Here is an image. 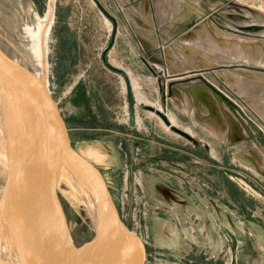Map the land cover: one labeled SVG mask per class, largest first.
<instances>
[{
	"label": "rangeland",
	"instance_id": "374dc122",
	"mask_svg": "<svg viewBox=\"0 0 264 264\" xmlns=\"http://www.w3.org/2000/svg\"><path fill=\"white\" fill-rule=\"evenodd\" d=\"M50 1L0 0V24L27 45L29 24ZM99 1L117 21L106 59L130 78L133 99L140 101L138 126H128L124 76L103 60L113 20L94 0H54L48 80L73 144L100 167L123 219L141 239L143 264H264V0H207L215 9L206 15L184 9L182 44L211 51L181 53L182 67L171 69H182L184 80L177 81L183 83L168 98L170 83L161 75L159 99L136 81L147 69L141 52L122 45L126 36L117 39L124 22L118 0ZM199 71L238 104L239 118L204 82L189 79ZM155 109L197 143L172 130ZM1 169L0 190L22 226L30 195L20 207L12 175ZM61 199L80 245L94 235L93 219L71 190L61 188Z\"/></svg>",
	"mask_w": 264,
	"mask_h": 264
},
{
	"label": "water",
	"instance_id": "95a60500",
	"mask_svg": "<svg viewBox=\"0 0 264 264\" xmlns=\"http://www.w3.org/2000/svg\"><path fill=\"white\" fill-rule=\"evenodd\" d=\"M113 20V35L103 54L105 64L120 72L127 84L130 121H136L135 101L126 71L111 65L106 53L112 46L117 21L94 0ZM0 24V106L10 118H18L26 129L36 164L35 212L37 222L33 238L20 264H143L144 246L135 231L123 219L113 193L100 167L85 156L72 142L69 128L49 85L48 76L38 73L25 59L19 38ZM176 81L170 82L169 87ZM171 91V89H170ZM171 93V92H170ZM154 110L153 106H146ZM172 130L192 139L189 133L174 126L157 110ZM3 158L0 157V177ZM17 203L25 198V170L11 171ZM71 176L84 190L96 214L94 235L76 244L61 199V184ZM7 234L13 231L11 222Z\"/></svg>",
	"mask_w": 264,
	"mask_h": 264
},
{
	"label": "crops",
	"instance_id": "0c3cea01",
	"mask_svg": "<svg viewBox=\"0 0 264 264\" xmlns=\"http://www.w3.org/2000/svg\"><path fill=\"white\" fill-rule=\"evenodd\" d=\"M118 8L122 12L124 22L118 27L117 39L119 37L125 39L126 36L128 43L122 42V45L129 51L133 49L138 52L136 53L138 55L141 52L140 66L147 69L137 75L136 81L143 85L142 88L145 89L146 94L149 92L148 96L152 99L155 96L157 99L162 97L161 75L166 78L167 83L181 80L179 78L184 74L182 69L179 71L171 69L173 66L182 67L184 57L181 53L200 56L198 55L200 50L206 54L211 51L200 45L182 44L185 36L184 9H188L190 13L206 15L215 9L207 0H118ZM207 18L208 16L205 17ZM173 50L175 53L170 54ZM151 51L155 53L153 55L146 53ZM150 67L156 68L157 71L151 73ZM166 91L168 94V89ZM170 96L167 95L168 98H174V93H170ZM135 101L137 119V107L140 101L136 97Z\"/></svg>",
	"mask_w": 264,
	"mask_h": 264
},
{
	"label": "bare ground",
	"instance_id": "6f19581e",
	"mask_svg": "<svg viewBox=\"0 0 264 264\" xmlns=\"http://www.w3.org/2000/svg\"><path fill=\"white\" fill-rule=\"evenodd\" d=\"M54 9V0H51L45 14L38 22L36 24H29L27 45L18 41L28 63H31L38 73H44L47 76L48 43L55 17ZM25 131L26 129L20 119L10 118L8 114L3 113L0 106V157L3 158V167L7 174L10 171V169H7L8 162L10 163V168L13 170H25V191L30 195L26 203L27 207L25 206L27 221L21 226V223L16 220L13 211L10 210V204L4 192L0 190L2 203L0 211L5 210L9 214V219L3 213L0 215V217L5 219L0 221V264H20L22 256L30 247L33 238V228L37 222L35 212L36 164L32 159V147ZM23 161L27 168H25ZM10 188L14 191L12 182ZM60 188L71 190L84 205V208L89 212L94 222L96 214L92 209V205L84 190L71 176L64 177ZM29 189H31V192ZM24 203V201L20 202L19 206L23 207ZM13 221H15L14 229L7 234L8 225Z\"/></svg>",
	"mask_w": 264,
	"mask_h": 264
},
{
	"label": "flooded vegetation",
	"instance_id": "af4514ba",
	"mask_svg": "<svg viewBox=\"0 0 264 264\" xmlns=\"http://www.w3.org/2000/svg\"><path fill=\"white\" fill-rule=\"evenodd\" d=\"M200 71L199 72H197L196 74V76H192L191 78H189L190 80H200V81H202V82H204V84H206L211 90H213L219 97H220V99L227 105V107L228 108H230V110L231 111H233L234 113H235V115L239 118V114H241L242 112H241V109L239 108V106H238V104H236L233 100H232V98L228 95V94H226L223 90H220V89H217L213 84H211L210 82H208L205 78H204V76H201L200 75ZM181 80H184V79H181ZM186 81H187V79H186ZM185 82V81H184ZM180 83H183V82H176L175 84H172V86H171V88L170 89H172V87L174 86V85H179ZM170 89H169V96H170ZM165 98H167V97H165ZM156 110V109H155ZM157 111V110H156ZM242 115V114H241ZM66 120V119H65ZM66 123H67V121H66ZM67 125H68V123H67ZM174 125V124H173ZM130 128H134V127H136V126H138V124H137V119H136V121H135V124L134 125H132L131 124V121H130V104H129V125H128ZM181 130V129H180ZM183 131V130H182ZM185 132V131H184ZM178 133V132H177ZM69 134H70V137L72 138V136H71V131L69 130ZM180 134V133H179ZM182 135V134H181ZM191 136V135H190ZM192 137V136H191ZM140 140H142V138H140ZM190 140H192L194 143H197V141L192 137V139H190Z\"/></svg>",
	"mask_w": 264,
	"mask_h": 264
}]
</instances>
